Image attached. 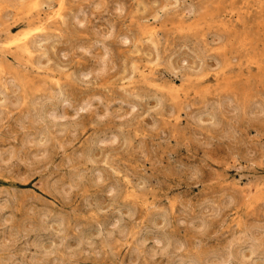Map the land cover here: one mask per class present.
Instances as JSON below:
<instances>
[{"label": "rangeland", "instance_id": "rangeland-1", "mask_svg": "<svg viewBox=\"0 0 264 264\" xmlns=\"http://www.w3.org/2000/svg\"><path fill=\"white\" fill-rule=\"evenodd\" d=\"M0 264H264V0H0Z\"/></svg>", "mask_w": 264, "mask_h": 264}, {"label": "bare ground", "instance_id": "bare-ground-1", "mask_svg": "<svg viewBox=\"0 0 264 264\" xmlns=\"http://www.w3.org/2000/svg\"><path fill=\"white\" fill-rule=\"evenodd\" d=\"M52 13H53V12H52ZM23 42H24V41H23ZM24 43H25V42H24ZM24 43H23V44H24ZM23 44H21V45H23ZM25 44H26V43H25ZM48 114H49V113H48ZM52 114H53V112H52ZM50 115H51V114H50ZM60 118H61V117H60Z\"/></svg>", "mask_w": 264, "mask_h": 264}]
</instances>
